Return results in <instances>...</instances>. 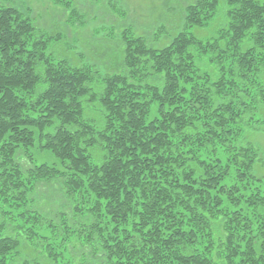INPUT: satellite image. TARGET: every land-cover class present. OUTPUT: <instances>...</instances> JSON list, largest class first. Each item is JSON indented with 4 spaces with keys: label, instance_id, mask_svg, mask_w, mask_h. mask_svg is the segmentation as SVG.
Here are the masks:
<instances>
[{
    "label": "trees",
    "instance_id": "trees-1",
    "mask_svg": "<svg viewBox=\"0 0 264 264\" xmlns=\"http://www.w3.org/2000/svg\"><path fill=\"white\" fill-rule=\"evenodd\" d=\"M221 4L213 38L188 32ZM155 37L124 28L121 66L100 74L54 59L60 36L0 3V264H86L19 223L46 224L35 197L56 188L90 208L88 264H264L259 152L243 138L264 125V0H193L182 29Z\"/></svg>",
    "mask_w": 264,
    "mask_h": 264
},
{
    "label": "rangeland",
    "instance_id": "rangeland-1",
    "mask_svg": "<svg viewBox=\"0 0 264 264\" xmlns=\"http://www.w3.org/2000/svg\"><path fill=\"white\" fill-rule=\"evenodd\" d=\"M0 0L5 6L17 9L24 16H28L35 29L44 36H60L57 43H49V51L54 59L65 58L73 65L90 64L95 66L100 74L117 72L121 66L122 51L119 49L118 35L124 28L130 27L137 35L156 38L157 35L173 36L182 29L186 9L193 0ZM68 3L69 8L64 4ZM222 4L219 7L217 20L202 28L188 29V32L198 39L209 40L220 29ZM166 39V38H165ZM167 41V39H166ZM166 41H162L161 44ZM263 81V80H262ZM256 111V115L259 114ZM264 118V115H260ZM256 118V117H255ZM249 127V129L247 128ZM245 127L244 140L249 141L258 150V160L250 169L253 182L248 193L259 189L264 192V125L252 123ZM37 162L51 164L54 159L50 154L33 151ZM233 178H235L233 176ZM228 183V179L225 180ZM233 182V180H232ZM52 194V190H39L34 204L35 210L48 217L51 221H58L60 213H73L70 225L63 226V230L51 227L49 219L46 224H36L24 216L19 223L26 228H33L37 237L49 239L55 250L63 251V257L74 255L77 261L86 259L90 250L83 248L86 222L81 219L90 209L88 204L73 200L63 193V189ZM263 194V193H262ZM90 206V204H89ZM78 208L79 210H75ZM59 214V215H58ZM17 215V214H16ZM85 222V223H84ZM53 224V225H54ZM35 243V242H34ZM47 242H45L46 244ZM31 247H23L25 254L34 258L38 256ZM85 255V257H82ZM91 259V258H90ZM61 260V259H59Z\"/></svg>",
    "mask_w": 264,
    "mask_h": 264
}]
</instances>
